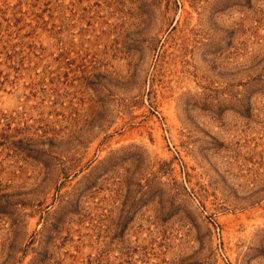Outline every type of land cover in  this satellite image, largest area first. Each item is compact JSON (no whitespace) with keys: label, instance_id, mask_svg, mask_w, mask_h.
Listing matches in <instances>:
<instances>
[{"label":"rangeland","instance_id":"1","mask_svg":"<svg viewBox=\"0 0 264 264\" xmlns=\"http://www.w3.org/2000/svg\"><path fill=\"white\" fill-rule=\"evenodd\" d=\"M0 264H264V0H0Z\"/></svg>","mask_w":264,"mask_h":264},{"label":"built area","instance_id":"2","mask_svg":"<svg viewBox=\"0 0 264 264\" xmlns=\"http://www.w3.org/2000/svg\"><path fill=\"white\" fill-rule=\"evenodd\" d=\"M217 244H218V240H217Z\"/></svg>","mask_w":264,"mask_h":264}]
</instances>
